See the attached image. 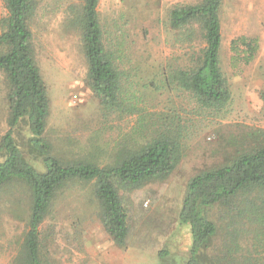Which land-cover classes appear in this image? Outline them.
<instances>
[{"label": "rangeland", "instance_id": "1", "mask_svg": "<svg viewBox=\"0 0 264 264\" xmlns=\"http://www.w3.org/2000/svg\"><path fill=\"white\" fill-rule=\"evenodd\" d=\"M200 1L100 0L105 43L117 52L128 86L139 85L133 94L138 100L130 101L136 113L105 117L88 84L82 36L70 25L80 1L39 0L30 26L50 99L46 137L55 155L106 164L120 143L141 146L166 123L172 127L177 122L182 128L183 157L171 176L120 192L131 210L125 248L117 247L105 231L91 185L78 183L59 198L45 224L53 233L49 245L56 264H187L192 235L190 227L180 223V212L189 182L227 164L240 151L264 147V0L223 2L220 66L232 91L226 108L204 109L191 94L161 86V69L191 65L203 46L199 33L192 45L181 46L169 30V13L178 5ZM6 16L5 0H0V22ZM239 36L258 38L260 51L252 64L234 70L231 42ZM141 84L151 90L141 89ZM8 113L6 82L0 73V138L8 131ZM10 208L0 198V264H13L26 226L27 212L18 218ZM248 250L254 259L264 260V244L253 250L245 245V255Z\"/></svg>", "mask_w": 264, "mask_h": 264}, {"label": "trees", "instance_id": "2", "mask_svg": "<svg viewBox=\"0 0 264 264\" xmlns=\"http://www.w3.org/2000/svg\"><path fill=\"white\" fill-rule=\"evenodd\" d=\"M79 1L70 25L82 36L88 84L101 101L102 114H134L137 109L130 101L138 100L133 94L139 85L128 86L117 52L105 43L100 0ZM223 2L201 0L170 11L168 27L181 46L192 45L196 33L203 46L192 56L191 65L160 72L162 87L175 86L213 111L223 110L232 100L220 66ZM38 6L39 0H5L7 16L0 22V73L5 77L9 109L8 131L0 138V198L6 199L15 216L27 212L13 264H56L49 245L53 233L45 224L59 198L78 183L92 186L105 231L117 247L125 248L131 210L121 190L166 181L183 157L182 128L177 122L175 128L173 123L161 125L141 146L120 143L106 164L54 154L46 137L50 99L35 59L30 26ZM259 51L258 38L233 39L232 69L249 66ZM140 87L151 90L152 86ZM180 223L189 226L192 235L187 264H264L250 250L244 254L245 245L253 250L264 244V147L240 151L227 164L191 179Z\"/></svg>", "mask_w": 264, "mask_h": 264}]
</instances>
